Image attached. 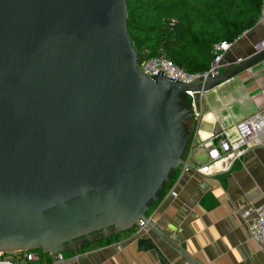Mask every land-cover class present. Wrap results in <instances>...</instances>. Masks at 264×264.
Masks as SVG:
<instances>
[{
  "label": "water",
  "instance_id": "water-1",
  "mask_svg": "<svg viewBox=\"0 0 264 264\" xmlns=\"http://www.w3.org/2000/svg\"><path fill=\"white\" fill-rule=\"evenodd\" d=\"M262 60L264 48L193 83L147 76L125 0H0V252L39 248L58 261L140 219L182 252L148 210L190 142L185 91Z\"/></svg>",
  "mask_w": 264,
  "mask_h": 264
},
{
  "label": "crops",
  "instance_id": "crops-1",
  "mask_svg": "<svg viewBox=\"0 0 264 264\" xmlns=\"http://www.w3.org/2000/svg\"><path fill=\"white\" fill-rule=\"evenodd\" d=\"M262 38L264 19L230 43L223 54L221 70L252 54ZM262 88L264 60L204 92L203 115L194 121L192 138H209L218 123L235 134L234 123L264 108ZM206 160L204 153H193L192 164ZM172 189L176 196L169 195ZM263 202L264 145L253 146L225 172L210 176L177 172L165 196L150 207V221L182 252L147 228L138 234L129 230L113 235L111 241L85 247L78 254L63 252L58 261L43 260L50 264H264V249L252 239L248 223L241 217L243 210ZM147 237L158 251L139 242ZM23 254L24 251L11 252L10 258L18 260Z\"/></svg>",
  "mask_w": 264,
  "mask_h": 264
},
{
  "label": "trees",
  "instance_id": "trees-1",
  "mask_svg": "<svg viewBox=\"0 0 264 264\" xmlns=\"http://www.w3.org/2000/svg\"><path fill=\"white\" fill-rule=\"evenodd\" d=\"M261 2L262 0H125L126 30L137 52L138 63L163 55L188 72H204L213 60L215 44L223 41L231 43L255 26L259 20ZM194 129L195 125L192 127L190 140ZM177 172L178 170L171 174L170 183L152 206L165 196ZM112 238L113 236L106 239L96 236L93 242H81L78 252L101 241L109 242ZM42 256L43 259L49 258L46 253ZM43 259V262H47Z\"/></svg>",
  "mask_w": 264,
  "mask_h": 264
},
{
  "label": "built area",
  "instance_id": "built-area-1",
  "mask_svg": "<svg viewBox=\"0 0 264 264\" xmlns=\"http://www.w3.org/2000/svg\"><path fill=\"white\" fill-rule=\"evenodd\" d=\"M264 19V0L261 2L259 20ZM227 41L220 42L213 46L215 52L209 68L204 72H188L175 64L163 55H157L150 59L137 63L138 69L147 76H153L162 72L170 78L182 83H193L203 81L209 74H215L222 69L223 54L229 48ZM264 48V38L254 45V51ZM190 101L194 120L202 117V99L204 92L186 90ZM264 100V88L260 90ZM214 118L218 122V116L214 113ZM235 134H231L223 128L222 123L217 124L214 133L207 139L190 140L189 145L183 155V162L180 164L178 172H192L202 176L215 175L217 173L230 170L235 163L241 161L242 157L253 146L264 145V108L238 120L233 125ZM204 153L207 160L203 163L192 164L193 153ZM169 195L176 196L175 190H170ZM253 212V217L251 214ZM241 217L247 221L250 236L261 248L264 249V202L256 205L253 209L246 208L242 211ZM135 228V234L146 231V221L140 219ZM16 252V251H14ZM62 253L58 254V260L62 259ZM43 252L38 249L25 250L23 256L18 260L12 258H2L0 252V264H50L43 262Z\"/></svg>",
  "mask_w": 264,
  "mask_h": 264
},
{
  "label": "rangeland",
  "instance_id": "rangeland-1",
  "mask_svg": "<svg viewBox=\"0 0 264 264\" xmlns=\"http://www.w3.org/2000/svg\"><path fill=\"white\" fill-rule=\"evenodd\" d=\"M10 253L11 252H6L3 256H2V258H10ZM47 254V253H46ZM48 256H49V258H51V256L49 255V254H47Z\"/></svg>",
  "mask_w": 264,
  "mask_h": 264
},
{
  "label": "bare ground",
  "instance_id": "bare-ground-1",
  "mask_svg": "<svg viewBox=\"0 0 264 264\" xmlns=\"http://www.w3.org/2000/svg\"><path fill=\"white\" fill-rule=\"evenodd\" d=\"M138 62V61H137ZM160 73V72H159ZM177 81V80H176ZM186 92V91H185ZM39 249V248H38ZM44 253V252H43Z\"/></svg>",
  "mask_w": 264,
  "mask_h": 264
}]
</instances>
